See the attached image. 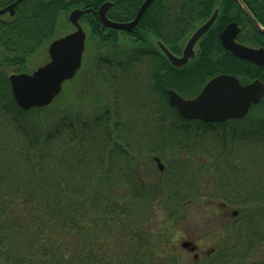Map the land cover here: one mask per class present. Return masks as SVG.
I'll return each instance as SVG.
<instances>
[{"label":"trees","instance_id":"trees-1","mask_svg":"<svg viewBox=\"0 0 264 264\" xmlns=\"http://www.w3.org/2000/svg\"><path fill=\"white\" fill-rule=\"evenodd\" d=\"M102 1L24 0L17 5L14 16L5 20L0 17L3 264H180L176 254L166 252L163 243L157 246L155 236L145 228L144 217L151 203L146 200L145 190L153 193V189L145 186L144 190L132 169L123 172L121 165L111 159L127 158L140 150L171 149L181 153L186 149L184 141L197 131H190L187 121L170 113L173 111L163 93L155 90L158 106L151 107L148 84L144 93L139 92L140 99L144 96V107L137 110L140 113L146 108V118L133 126L132 114L123 116L118 104V96L130 94L131 87L118 79H127L128 72L137 70L134 58L128 55L152 57L159 53L151 38H160L169 45L173 33L179 50L192 28L211 14L218 0H152L135 27L134 37L126 39L113 29L102 31L97 16L85 14L81 21L89 29L87 47L95 48L102 57L94 66L96 77L104 88H124L119 95L114 92L111 102H103L101 112L84 116L66 111L58 103L60 96L47 107L25 111L11 95L9 74L28 71L30 59L56 36L68 12L73 8L96 9ZM109 1L112 6L107 16L124 21L134 16L143 0ZM7 2L0 0V8ZM213 30L204 38H209ZM213 47L216 50L218 46ZM108 56L112 63L107 61ZM144 60V73L158 71L152 67L153 60ZM103 70L107 76H102ZM155 74L149 79H156ZM72 105L73 100L64 107ZM247 119L250 125L234 121L239 124L235 128L238 137H222L224 151L232 153L224 156L223 181L218 180L219 189L224 188L220 198L235 208L237 215L229 226L225 225L223 243L209 259L210 264H249L256 254L264 257V150L255 149L264 145V104L255 106ZM134 129L141 136L132 146L127 135ZM178 157L180 165H185L183 157ZM203 164L199 163L200 169ZM183 168H176L174 181L160 188L161 195L173 199L177 213L183 203L193 202L200 195L194 179L183 185ZM194 170L196 167L191 165L189 176ZM262 259L258 264H264Z\"/></svg>","mask_w":264,"mask_h":264},{"label":"flooded vegetation","instance_id":"flooded-vegetation-1","mask_svg":"<svg viewBox=\"0 0 264 264\" xmlns=\"http://www.w3.org/2000/svg\"><path fill=\"white\" fill-rule=\"evenodd\" d=\"M14 1L16 0H8L5 6L13 3ZM143 1L141 2V4L143 3ZM105 2L111 3L106 9V18L110 21L121 23L131 21L141 5H139L134 16L131 19L124 21L112 20L107 16V11L112 6V2L109 0L102 1L96 9L90 7L86 8L85 10L89 9L86 14L91 12L97 16L102 31H105L106 29H112L107 27L102 28L99 16L96 13L99 7ZM17 5L18 4L15 5L14 9H16ZM190 5L191 7L194 6L191 3ZM215 10H217V16L212 26L208 29V31L214 29V33H212L209 38H204V36L208 32L207 31L196 42L193 47L194 53L188 58L185 64H182L180 66H175L174 64H172L168 60L167 56L162 53L158 44L162 43L176 57H182V52L188 39L192 36V34L197 30L198 27L204 24L211 17ZM5 15H9V13H6ZM230 24H233L235 26L234 29L237 30L234 37L235 43L251 49H264V32L261 31V29L264 30V0H218L217 5L212 9L211 14L192 28L179 50L174 43L175 38L173 33L170 34L169 45H166L165 42H162L160 38H151L159 53L154 54L152 57L149 55L145 56L142 53L128 55L127 58H134L132 63L133 67H135L137 70L128 72V74H130L128 81L127 79H118V81L120 82H128L130 84L131 93L129 95H133L135 97V102H137V106L135 108L137 115L139 113L137 110H139V107L143 106L145 103V100H143L144 96H142L140 99V91H138L135 87V82H138V84L141 82V93H144L143 89L145 88V84H148L149 86L148 92L152 93L150 97L151 101H149L151 107L157 108L158 106V99L155 93H163L161 94V96L166 97L167 104L173 111L170 113L183 121H187L190 131H197V135L193 133L194 135L191 134L189 139L187 141H184L183 146L186 147V149H183L181 153L180 151H172L171 149H163L161 151L156 150L152 152H144L140 150L130 154L128 153L129 156L127 158L113 157L111 159L112 163H115L117 166L121 165L120 168L123 172H127L128 170L132 169V171L136 175L137 182L143 187L144 190L146 186L150 190L153 189V194L156 195L157 198L158 196H162L159 202L163 209L164 207H167L166 220L168 221H176L178 213L176 212L174 205L172 204L174 203L173 199H168L166 196L161 195V185L163 184L167 186L174 181V178L176 176L175 170L178 167H184L183 170L185 171V174L182 175V177L186 181V184H183L185 186L190 184L193 179L195 182H197V180L201 177V172L203 171V169H205L209 173L210 179L206 183H208L211 188L205 194L207 198L206 204L211 207H216L217 210L221 211L223 217L221 227H218V229H216L218 230L216 233L218 236V241L212 244L209 249L204 251L202 249V246L197 241L199 239L194 238V236L186 237L179 244L181 249L191 255V259L183 262L177 257L180 264H210L209 259L217 251L218 247L222 245L224 238V227L225 225H228L229 222L234 219V217H236V214H234L235 210L232 209L231 206L225 204L220 198V195L223 194L221 193V191H223L224 188L219 189L218 180L221 179L223 181V178L220 177L222 176V170L225 163L224 156H229L228 154L232 153V151H224V142L222 140V137H238L236 133L237 129L235 128H237L236 125L239 124H235L234 121L248 123L249 121L247 117L249 116L251 110L255 106L264 104L263 93L259 102H257L256 104H252L248 110L247 115H245L242 119H228L221 122H208L199 119L181 118L176 114L174 108L169 103V90L174 91L183 99L191 100L198 96L204 86L212 78L219 75L232 76L238 80L241 86L251 84L255 81H259L264 85V64L257 65L248 60L236 57L223 47V43L220 39V33L226 28V26ZM135 27H133L129 31L116 29L113 30H115V32L118 33L119 36L126 39V37H134L137 32L135 30ZM214 44H217L218 46L216 50L213 47ZM93 51L96 52L93 63L95 66L98 59L102 57L101 55H98L99 53H97V50H95V48L93 49ZM109 56L107 57V61L111 62L112 59L110 58L111 56ZM146 58L154 61L152 67L154 68L155 66L158 71H148L147 73L143 72L145 66L144 59ZM148 66L151 67V63H149ZM215 67L221 68L216 69ZM152 73H156L155 76L157 78H153V80H150L149 78L152 76ZM109 78L112 77L109 76ZM143 79L145 84L143 83ZM110 81L112 82V79H110ZM155 84H157L158 87L154 86ZM152 85L156 87V89L153 88ZM123 91L124 88L121 90V92ZM126 95H128L126 94V92L121 93L119 95V99H121V96L126 98ZM157 95L160 99L161 96H159V94ZM161 100L163 101L162 98ZM124 105L127 106V102H124ZM164 109L166 110V107H164ZM200 124L209 126H201ZM248 124L250 125V123ZM128 138L132 139L133 142L131 143V145L135 146L134 139L139 137ZM233 151L236 152V150L234 149ZM178 156L183 157V161H185L186 163L185 165H180L181 161L178 159ZM200 162L204 163V167H202L201 169L199 165ZM191 165H194L196 167V170H194V172L192 173L194 174V176H192V174L191 176H189V168ZM141 166L145 167L148 173H150V171L148 170H151L154 171L157 175L155 181H153V183H150L148 186L143 181L142 176L140 175ZM222 183L223 182H220V184ZM146 193L147 190H145V194ZM146 200L151 202L154 199L147 197ZM194 202L196 201L185 202L181 205V207ZM151 203H154V201H152ZM226 217L227 221L225 222ZM149 229L150 227L148 226L147 230ZM156 238L157 237L155 236V239ZM156 240L157 246H159V242L160 244L163 243V247L165 246V242L163 240Z\"/></svg>","mask_w":264,"mask_h":264},{"label":"water","instance_id":"water-1","mask_svg":"<svg viewBox=\"0 0 264 264\" xmlns=\"http://www.w3.org/2000/svg\"><path fill=\"white\" fill-rule=\"evenodd\" d=\"M22 0L0 9V15L9 12L14 14V6ZM152 0H145L139 7L135 17L128 22H113L106 18L105 12L109 2L102 4L96 11L102 28L129 31L139 21ZM88 10L73 9L68 14V22L74 30L62 37L52 40L48 47V60L32 72L12 73L8 77L10 90L15 103L27 111L32 108L49 106L60 94L65 81L72 79L81 67L85 48L86 33L80 25V18ZM217 10L192 34L182 52V57L173 55L163 44L159 48L175 66L185 64L194 53L196 42L212 26ZM230 24L220 33L223 47L236 57L248 60L257 65L264 64V49H251L234 42L237 32ZM264 32L263 29H261ZM264 93V85L255 81L241 86L232 76L219 75L212 78L194 99L186 100L169 90V103L178 116L184 119H199L208 122L225 121L243 118L252 104H256Z\"/></svg>","mask_w":264,"mask_h":264},{"label":"rangeland","instance_id":"rangeland-1","mask_svg":"<svg viewBox=\"0 0 264 264\" xmlns=\"http://www.w3.org/2000/svg\"><path fill=\"white\" fill-rule=\"evenodd\" d=\"M67 15L65 19L66 21ZM7 18V15L2 16L3 20ZM66 21H62V23L58 25L55 32L56 36L63 35L72 30V27L69 26L68 22ZM94 56H96V52L92 49H88L85 53V58L83 57V68L80 70L77 77H75L76 79L72 80L64 86L58 103L61 108L65 109L66 111L70 110L75 113H82L84 114V116H90L94 113H97L98 111L101 112L102 108L105 107H101L102 104H104L105 102H107V104L111 102V96L113 97V95L115 94L114 92L119 95V92L121 90L120 88H112V90H110L109 87H106L105 85L104 88L102 81H99L97 79L94 72ZM47 59V51L46 48H44L38 54L33 56L32 59H30V62L28 64V72L45 63ZM101 74L102 76H107L106 70H103ZM129 76L130 74L127 75V81ZM124 80H126V78ZM135 83V87L138 91L141 92L140 89L142 88H140V86L142 85V83ZM120 98L121 99L118 100V104L121 103L120 107L123 108L122 110L124 112L122 113V115L126 116L129 113L132 114L133 119L131 123H133V126L139 125L141 121L146 118V108L137 115L135 109L137 106V102H135V97L128 94L126 95V98L122 96ZM72 100L74 105L65 108L64 106L68 104V102H72ZM124 102H127L128 107L124 105ZM127 136L140 137L141 135L137 132V130L134 129L133 131L129 132V135ZM260 148L261 150H264V145H259L255 149L258 150ZM235 160H237V158L233 159V161ZM227 169L230 172L232 170V166H230V168L227 167ZM148 171H150V173L147 172L145 167H140V175L142 176V179L147 184V186L150 183H153V181H155V179L157 178V175L154 171ZM209 179V173L205 169H203L200 179H198L196 182V187H198L197 189H199L200 195L198 196L197 200H195L196 202L186 204L181 207V211L178 213L176 221L166 220L167 207H164L163 209L159 202L162 196H158L157 198V196L152 192H147V196L154 199L152 200L154 201V203H151L149 205L150 208L148 210V213L144 217L145 228L148 229L149 226V230L157 237L156 239H161L165 242L164 249L166 252H172L176 250L174 251L176 253V258L178 257L179 260L183 262L191 259V255L181 249L179 244L186 237L194 236V238L199 239L197 241L202 246V249L204 251L209 249L212 244L218 241V236L216 234L218 230L216 229H218V227H221L223 217L221 211L217 210L216 207H211L206 204L207 198L203 193H207L211 188L209 184L206 183ZM226 221L227 217L225 218V222ZM108 242H110L109 245L112 244L111 241ZM262 258H264L262 254H256L254 257L250 258V260L248 259V263L258 264L263 260ZM0 264H3V262H0Z\"/></svg>","mask_w":264,"mask_h":264}]
</instances>
